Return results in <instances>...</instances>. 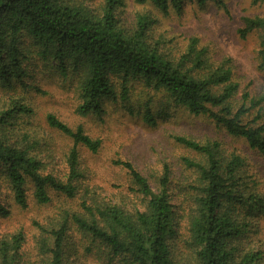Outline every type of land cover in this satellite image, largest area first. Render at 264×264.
<instances>
[{
	"label": "trees",
	"instance_id": "1",
	"mask_svg": "<svg viewBox=\"0 0 264 264\" xmlns=\"http://www.w3.org/2000/svg\"><path fill=\"white\" fill-rule=\"evenodd\" d=\"M92 1L0 0V86L26 88L31 69L41 62L42 71L60 75L63 82L76 80L80 117H101L105 102L121 101L154 126L155 114L165 113L152 104L162 98L209 117L264 155L262 116L244 118L264 98L244 93L237 106L239 83L228 62L210 64L196 38L177 59L163 50L160 38L154 39L151 15L138 14L131 23L121 15L124 0ZM135 1H151L165 15L183 3ZM208 1L226 7L224 0H195L201 6ZM255 31L260 39L257 66L264 73V16L244 17L240 37ZM33 112L15 97L0 103V216L9 215L14 204L21 209L31 203L49 206L56 196L78 202L76 208L63 205L46 217H32L34 231L20 226L0 232V264H78V257L92 258L93 264H264L263 253L250 240L251 218L264 213V196L255 182L249 185L244 156L225 150L218 140L174 136L201 156L184 160L195 172V206L183 230L165 180L154 190L131 162L116 161L128 172L132 190L145 198V208L132 212L101 198L86 183L80 151L85 147L97 153L101 140L83 124L73 127L54 113L46 115L47 125L72 145L63 154L64 170L51 166L52 147L44 150L38 132L18 123Z\"/></svg>",
	"mask_w": 264,
	"mask_h": 264
},
{
	"label": "rangeland",
	"instance_id": "2",
	"mask_svg": "<svg viewBox=\"0 0 264 264\" xmlns=\"http://www.w3.org/2000/svg\"><path fill=\"white\" fill-rule=\"evenodd\" d=\"M101 1L93 0L91 3L99 5ZM124 1L121 15L128 22L133 23L138 14L144 13L155 19L154 39L160 38L167 54L180 58L191 38H196L198 47L206 48L210 64L217 66L221 62H228L234 80L239 83L234 98L237 106L243 103L244 93H249L250 98H264V73L257 66L259 32H252L245 39L238 33L243 26L244 17L264 16V0H224L225 8L219 7L214 1L201 6L195 0H183L180 10L170 8L166 15L151 1L141 4L135 0ZM37 65L25 80L29 84L26 88L19 85L7 90L0 86V103L15 97L32 107L33 115L21 117L18 123L38 132L44 150L47 146L52 147L56 154L51 166L58 170H64L66 164L63 154L72 142L47 125L48 113L56 114L73 127L83 124L92 138L100 139L102 143L97 153H92L85 147L80 151L81 164L87 171L86 183L101 198L119 203L132 212L145 208V198L132 190L134 186L128 172L116 163L118 160L131 162L149 180L154 190H159L161 182L165 180L171 202L175 206L177 222L184 230L187 216L195 206L191 189L195 184V172L184 160H201V156L176 142L174 136H184L200 142L218 140L225 150L244 156L249 185L254 186L252 182H255L256 188L264 196V155L251 149L244 138L230 136L209 117L190 114L162 98L152 104L154 110L159 111L157 109L161 108L165 113L155 114L157 124L154 126L131 114L127 105L121 101L105 102V114L101 117H80L76 113V80H70L72 83L63 82L60 75L42 71L41 62ZM137 94L138 91L135 92ZM260 107L262 109L259 110ZM258 115L264 120V100L244 118L245 121H251ZM47 160L51 161L50 157ZM72 202L74 203L71 204ZM77 202V199L65 201L56 196L49 206L31 203L28 209H21L14 204L9 215L0 216V232L15 230L20 226L34 231L32 217H46L56 213L63 205L76 208ZM251 219L253 226L250 240L254 249L260 250L264 255V213ZM77 261L78 264L81 261H85V264L94 263L92 258L87 260L85 257H78Z\"/></svg>",
	"mask_w": 264,
	"mask_h": 264
}]
</instances>
